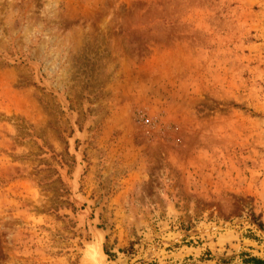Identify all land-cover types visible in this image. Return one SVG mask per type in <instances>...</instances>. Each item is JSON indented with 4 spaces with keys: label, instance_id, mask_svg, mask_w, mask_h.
Segmentation results:
<instances>
[{
    "label": "rangeland",
    "instance_id": "1",
    "mask_svg": "<svg viewBox=\"0 0 264 264\" xmlns=\"http://www.w3.org/2000/svg\"><path fill=\"white\" fill-rule=\"evenodd\" d=\"M264 260V0H0V264Z\"/></svg>",
    "mask_w": 264,
    "mask_h": 264
},
{
    "label": "trees",
    "instance_id": "2",
    "mask_svg": "<svg viewBox=\"0 0 264 264\" xmlns=\"http://www.w3.org/2000/svg\"><path fill=\"white\" fill-rule=\"evenodd\" d=\"M244 264H264V260L255 258V257H248L246 256V259L243 260Z\"/></svg>",
    "mask_w": 264,
    "mask_h": 264
}]
</instances>
